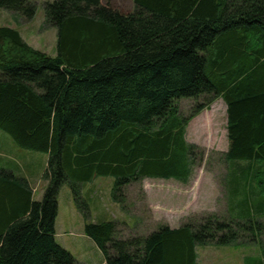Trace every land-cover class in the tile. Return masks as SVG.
<instances>
[{
  "label": "trees",
  "instance_id": "1",
  "mask_svg": "<svg viewBox=\"0 0 264 264\" xmlns=\"http://www.w3.org/2000/svg\"><path fill=\"white\" fill-rule=\"evenodd\" d=\"M134 2L131 12L103 0L45 2L56 56L0 26V130L49 155L42 200H32L26 178L0 173V264H80L56 240L65 183L87 218L82 186L95 176H113V196L123 201L127 186L146 178L188 184L207 153L187 141L188 123L221 94L228 216L128 238L120 221L89 220L85 233L107 264H197V246L255 239L262 255L246 264H264V0ZM1 7L28 21L37 10L31 0ZM181 100L193 104L188 115Z\"/></svg>",
  "mask_w": 264,
  "mask_h": 264
},
{
  "label": "rangeland",
  "instance_id": "2",
  "mask_svg": "<svg viewBox=\"0 0 264 264\" xmlns=\"http://www.w3.org/2000/svg\"><path fill=\"white\" fill-rule=\"evenodd\" d=\"M31 1L36 2L37 5L36 15L31 21H28L23 14L18 16L1 7L0 26L18 29L29 44L56 56L58 30L45 23L44 4L52 0ZM103 2H109L113 7L124 12L135 8L134 0H103ZM192 105L190 100H181L180 109L183 114L188 115ZM186 139L207 151L205 160L194 169L188 184L175 179L146 178L142 182L127 186V200L123 201L122 198L119 200L113 196L115 180L113 176H95L92 181L82 186V195L90 209L89 218L78 209L68 183L63 184L58 198L59 221H61L59 226L70 225L72 220L74 227H71L70 231L74 233L66 234L64 229H58L57 242L69 250L80 264H107L96 242L85 233V225L90 222L89 220L95 223L120 221L122 224L118 227L119 236L128 238L146 235L160 224L176 228L191 219L202 218L210 213L228 216L229 198L222 180L229 171V164L221 162L217 153L229 147L226 105L223 101H216L190 120ZM47 155L42 151L21 147L7 133L0 130V159L13 161L25 169L31 166L28 169L29 174L33 176L39 174L33 179L36 185L39 186L43 181L40 189L46 182L42 175L45 172ZM38 178L40 179L37 180ZM43 196L44 193L41 195L39 190L37 201L42 200ZM72 209L75 211L73 216H71ZM231 214L235 218L240 216L239 213ZM258 241L259 239H255L252 242L244 240L227 245L197 246V264H246V258L262 255Z\"/></svg>",
  "mask_w": 264,
  "mask_h": 264
},
{
  "label": "crops",
  "instance_id": "3",
  "mask_svg": "<svg viewBox=\"0 0 264 264\" xmlns=\"http://www.w3.org/2000/svg\"><path fill=\"white\" fill-rule=\"evenodd\" d=\"M131 11H133V10H130L129 12H131ZM224 97H225V95L224 94H221L212 104H214L216 101H219L220 100V101H223V103L226 105V126H227V123H228V113H227L228 104H227V101L225 100L226 97L225 98ZM48 159H49V155H47V157L45 159L46 168H47V164H48ZM30 167L31 166H28L27 169H25V168L20 167L16 163H13V161L7 162V161H3V160L0 159V173L2 171H7V172H10L12 174L14 173V174H17L19 176H22L23 178H26L27 179V183H28V188L32 190V200L37 201L36 196L38 195L39 190L41 191V195H42V193H44L45 188L47 186L46 185V182L47 181L46 182L44 181L45 182L44 183V186H43V188L40 189L43 181H41V183L39 184V186L36 185L35 180H33V179H36L39 174H37L36 176H33L32 174H29L28 169ZM46 168H45V170H46ZM43 175H42V178H43ZM39 179L40 178H38L37 180H39ZM58 201H59V199H58ZM69 204L73 207V204L70 203V201H69ZM72 210L73 211H72V215L71 216H73L74 215V212H75L74 209H72ZM59 216H60V204L58 206V214H57V217H56V226H55V228H56V238H57V235H58V229H60V230H63L64 229V231H65L64 233H66V234L74 233V232H71L70 231L71 227H74L72 225L73 224V221L71 220V224H70L71 226L70 225H67L66 226L64 224L65 226L60 227L59 226V222H61V221H59Z\"/></svg>",
  "mask_w": 264,
  "mask_h": 264
}]
</instances>
